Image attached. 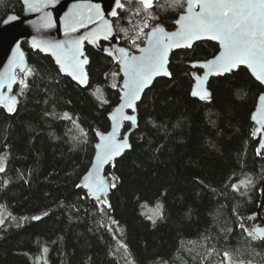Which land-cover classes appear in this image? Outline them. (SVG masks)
Listing matches in <instances>:
<instances>
[{
	"label": "trees",
	"instance_id": "trees-1",
	"mask_svg": "<svg viewBox=\"0 0 264 264\" xmlns=\"http://www.w3.org/2000/svg\"><path fill=\"white\" fill-rule=\"evenodd\" d=\"M123 5L114 30L137 52L155 25L175 28L186 1ZM22 12L21 0H0V25ZM22 46L28 65L14 90L18 106L0 107V264H264V239L245 224L264 184L251 118L263 87L246 68L212 78L209 98L199 100L192 87L202 70L192 63L213 57L218 45L172 52L171 75L138 104L131 149L106 169L105 202L87 193L83 178L120 99L118 61L86 45L82 87L51 57ZM155 207L157 216H148ZM260 214L264 221V203Z\"/></svg>",
	"mask_w": 264,
	"mask_h": 264
},
{
	"label": "water",
	"instance_id": "water-1",
	"mask_svg": "<svg viewBox=\"0 0 264 264\" xmlns=\"http://www.w3.org/2000/svg\"><path fill=\"white\" fill-rule=\"evenodd\" d=\"M124 1L121 0L123 4ZM137 1V0H131ZM156 0H153V3ZM186 1L185 10L179 14L175 21V28L168 30L164 26L157 24L151 28L146 36L144 44L141 45L137 52H131L128 48L121 45L119 38L117 37L113 19L116 18L111 15L112 11H119L115 0H21L23 4V12L21 15L9 14L0 25V107H4L8 112H13L19 103V97L14 92L17 84L23 82V73L27 70V55L22 46L23 42H27L30 48L39 51L44 55L51 57L60 71L70 77L78 85L85 87L88 84L87 64L88 56L85 52V46L89 45L95 48L97 51L111 57L118 61L119 73L122 81L119 88L120 99L117 105L109 113L111 122L110 129L108 131L97 132L98 141L96 143V151L92 161V164L84 175L83 187L87 193L93 199L103 198L107 202L108 193L110 191V183L105 174L108 166L113 165L116 160L122 157L125 152L130 148H125L120 155L113 156L105 163H100L99 156L103 151V145L105 143V137L116 131L117 141L130 144V134L137 127L138 124V104L140 103L145 92L151 88L155 80L168 77V75L160 74L152 77L151 83L148 84L143 91L139 93L140 99L134 101V108H128L125 105L128 99V88L125 87L128 77L121 70L124 67V56L119 51L124 49L128 56H142L144 49L148 46L149 41L153 38V31L157 28H162L165 34H172L180 30L181 24L177 23L181 17L188 15V0ZM195 12H199V5H196L193 9ZM46 23H51V27H45ZM80 41L78 58L83 61L87 59V63L82 64L83 73L86 74L87 82L81 84L77 79L73 78V69L71 68V57L73 55V42ZM201 41H212L218 45V52L211 58L192 63L193 68L201 69V73L194 74V84L192 87L193 92H207L209 98L210 90L209 83L212 78L222 77L229 73L219 74V69L205 66L207 61L214 60L216 56L222 51V47L219 41L211 40L206 35L203 39L192 42V46ZM62 42L64 44L63 51L48 49L47 43ZM181 45L184 41H179ZM35 45H39L36 47ZM188 47H173L170 48L167 55V64L165 65L167 71H169L170 57L172 52L186 49ZM58 57L61 63H57ZM240 67L246 68L252 77L263 87V91L259 94L256 102V107L252 112L251 118L255 124L254 133L259 136V152L264 154V82L257 79L253 71L246 65H239L233 71L238 70ZM64 69L63 71L61 69ZM232 71V72H233ZM259 71V70H257ZM80 75L79 72L75 73ZM199 100L200 95H193ZM123 97V99H122ZM205 98V99H207ZM12 108V111H9ZM123 116H133L135 121L125 120L121 118ZM255 117V118H253ZM130 124V129L124 132L125 124ZM99 181L104 182V192H97L93 195L92 185ZM263 196L259 209L257 212L248 218L251 221L258 220L253 224L251 231L255 236H259L257 229H264V221L260 214V209L264 203V184H263Z\"/></svg>",
	"mask_w": 264,
	"mask_h": 264
},
{
	"label": "snow or ice",
	"instance_id": "snow-or-ice-1",
	"mask_svg": "<svg viewBox=\"0 0 264 264\" xmlns=\"http://www.w3.org/2000/svg\"><path fill=\"white\" fill-rule=\"evenodd\" d=\"M137 2L141 3L145 9L153 7V0H137ZM175 2L177 0H174ZM115 3L118 8L124 7L121 0H115ZM188 4V15L177 21L181 24L178 32L169 35L165 34L162 28L155 29L153 38L144 49V54L139 57L128 56L124 49L119 50L124 56V67L121 70L128 77L125 84L129 90L128 99L124 106L134 108V101L140 99L139 93L151 83L153 76L171 75L165 67L170 48L181 46L191 48L193 41L203 39L205 35L211 40L219 41L222 47L220 54L214 60L207 61L205 66L219 69V74H223L232 72L239 65H246L258 80L264 82V0H188ZM196 5H199V12L193 11ZM111 15L116 17L119 13L114 10ZM44 26L51 27L52 25L46 23ZM145 27H147L146 23ZM179 41H184V44L181 45ZM35 46L39 47V45ZM79 46L80 41L73 42L74 51L70 66L73 69V78L81 84H85L87 82L86 74L83 73L81 66L83 63H87V59L81 61L78 58ZM46 47L63 51L64 44L62 42L47 43ZM79 54L82 55V53ZM57 63H61L59 57ZM76 72H79L80 75H76ZM193 95H200L201 99H205L208 93L194 91ZM12 110L9 108V111ZM65 118L70 119L67 113ZM121 118L135 121L133 116L121 114ZM130 147L131 145L126 141L123 143L117 141L114 129L111 134L105 137L103 151L99 156L100 163L107 162L113 156L120 155L125 148ZM0 171L3 169L0 168ZM103 185V181L93 184L91 186L93 195H96L97 192H104ZM233 187L235 188L236 185ZM33 219H40V217H33ZM257 232L259 236L253 238L264 239V229H257Z\"/></svg>",
	"mask_w": 264,
	"mask_h": 264
},
{
	"label": "rangeland",
	"instance_id": "rangeland-1",
	"mask_svg": "<svg viewBox=\"0 0 264 264\" xmlns=\"http://www.w3.org/2000/svg\"><path fill=\"white\" fill-rule=\"evenodd\" d=\"M5 162H6V155L5 154H0V168L4 169ZM146 212H147V215L148 216L155 217L159 213V208L158 207H155V208H147L146 209ZM3 219L1 218L0 221H3ZM257 222H258L257 219H255L254 221H251L249 218H246L245 219V224L250 229L252 228L253 224H255Z\"/></svg>",
	"mask_w": 264,
	"mask_h": 264
}]
</instances>
